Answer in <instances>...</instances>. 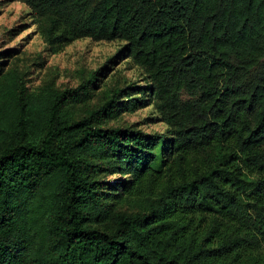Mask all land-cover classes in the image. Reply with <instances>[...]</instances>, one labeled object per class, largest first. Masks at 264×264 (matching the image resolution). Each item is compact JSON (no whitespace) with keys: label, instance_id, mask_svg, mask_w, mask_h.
Wrapping results in <instances>:
<instances>
[{"label":"trees","instance_id":"obj_1","mask_svg":"<svg viewBox=\"0 0 264 264\" xmlns=\"http://www.w3.org/2000/svg\"><path fill=\"white\" fill-rule=\"evenodd\" d=\"M16 1L51 55L120 41L148 85L74 120L97 74L57 93L0 73V264H264V0ZM133 90L170 138L101 127Z\"/></svg>","mask_w":264,"mask_h":264},{"label":"rangeland","instance_id":"obj_2","mask_svg":"<svg viewBox=\"0 0 264 264\" xmlns=\"http://www.w3.org/2000/svg\"><path fill=\"white\" fill-rule=\"evenodd\" d=\"M124 43L80 39L66 46L60 53L51 55L34 21L29 7L16 0H0V73L16 70L27 92H38L51 86L57 93L78 88L94 78L91 99L83 104H71L74 120L88 116L108 102L117 91L125 87L148 85L144 71L123 53ZM135 108L123 110L112 119H103L104 129H130L144 134H157L170 138V126L157 111L146 91L131 92ZM180 98L188 100L182 92ZM125 93L118 97L121 103ZM99 180L114 182L118 174H101ZM125 178V177H124ZM108 201L115 191L107 188ZM113 212L133 216L137 210L126 204H114ZM264 250V245H263Z\"/></svg>","mask_w":264,"mask_h":264}]
</instances>
